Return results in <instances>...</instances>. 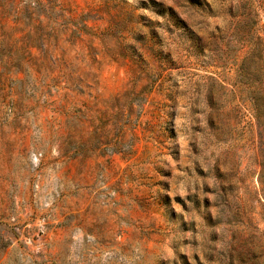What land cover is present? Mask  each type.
<instances>
[{
  "label": "rangeland",
  "instance_id": "rangeland-1",
  "mask_svg": "<svg viewBox=\"0 0 264 264\" xmlns=\"http://www.w3.org/2000/svg\"><path fill=\"white\" fill-rule=\"evenodd\" d=\"M0 264H264V0H0Z\"/></svg>",
  "mask_w": 264,
  "mask_h": 264
}]
</instances>
